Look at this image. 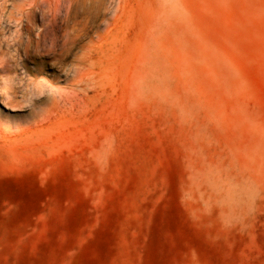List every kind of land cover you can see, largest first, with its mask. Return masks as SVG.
Segmentation results:
<instances>
[{
  "label": "rangeland",
  "instance_id": "rangeland-1",
  "mask_svg": "<svg viewBox=\"0 0 264 264\" xmlns=\"http://www.w3.org/2000/svg\"><path fill=\"white\" fill-rule=\"evenodd\" d=\"M0 66V264H264V0H0Z\"/></svg>",
  "mask_w": 264,
  "mask_h": 264
},
{
  "label": "bare ground",
  "instance_id": "bare-ground-1",
  "mask_svg": "<svg viewBox=\"0 0 264 264\" xmlns=\"http://www.w3.org/2000/svg\"><path fill=\"white\" fill-rule=\"evenodd\" d=\"M30 13V12H29ZM31 14V13H30ZM43 34V33H42ZM42 36V35H41ZM51 47H53V44H51ZM2 66H0L1 68ZM1 71H3L2 69H0ZM6 97L8 98V95L6 94Z\"/></svg>",
  "mask_w": 264,
  "mask_h": 264
}]
</instances>
